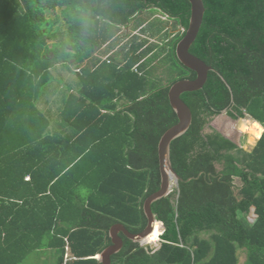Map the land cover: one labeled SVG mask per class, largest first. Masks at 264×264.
Segmentation results:
<instances>
[{"label": "trees", "instance_id": "trees-1", "mask_svg": "<svg viewBox=\"0 0 264 264\" xmlns=\"http://www.w3.org/2000/svg\"><path fill=\"white\" fill-rule=\"evenodd\" d=\"M202 1L189 52L213 69L181 94L192 114L170 143L181 180L151 204L162 242L143 247L120 233L111 264H238L239 249L243 264H264V131L244 151L210 126L224 110L264 124V0ZM150 9L164 19L141 31L170 39L146 45L129 34L116 48L118 30L137 29ZM189 15L188 0H0V264L44 251L50 264H101L114 223L144 229L143 202L160 187L157 144L177 122L169 86L195 77L175 54ZM167 24L174 32L160 37ZM107 42L105 59L93 53ZM58 64L77 77L59 107L66 133L49 131L36 106Z\"/></svg>", "mask_w": 264, "mask_h": 264}, {"label": "water", "instance_id": "water-1", "mask_svg": "<svg viewBox=\"0 0 264 264\" xmlns=\"http://www.w3.org/2000/svg\"><path fill=\"white\" fill-rule=\"evenodd\" d=\"M188 2L190 4L188 26L184 35L175 46V54L183 66L195 72V77L193 79H179L173 82L168 89L169 103L176 114L177 122L163 132L157 144L160 187L143 202V211L147 223L142 231L139 233H131L121 223H114L109 228L108 234L111 243L96 257L101 264H111V256L122 248L123 239L120 233L132 241L139 242L144 246L148 245V243H143L142 240L151 234L153 231V223L157 222L151 210V204L167 195L173 188H177L178 182L181 180V177L173 170L170 162V143L185 133L192 121L191 110L181 99V94L201 89L207 80L208 71L213 69L203 60L189 52V48L195 40L202 24L205 7L202 0H188ZM222 135L227 137L224 134Z\"/></svg>", "mask_w": 264, "mask_h": 264}, {"label": "rangeland", "instance_id": "rangeland-1", "mask_svg": "<svg viewBox=\"0 0 264 264\" xmlns=\"http://www.w3.org/2000/svg\"><path fill=\"white\" fill-rule=\"evenodd\" d=\"M56 12H59V10L57 9ZM156 14V11L154 9H150V10H146L144 13V17L147 18V20H152L155 19L156 16L152 17L151 15ZM47 17H52L53 14L52 13H47L46 14ZM157 17L164 19L162 17V15L157 14ZM167 22V20H166ZM59 26L61 27V29H65L66 28V24L64 23L63 20H61V22L58 23ZM172 24H167L165 25V28L159 33L160 37L165 34V32H168L169 30H172ZM137 31V30H135ZM125 31L124 29H120L118 30V33L116 34V38H115V43H116V48H120L122 47V44L125 42ZM136 36H138L139 38H147L148 39V43H146V45H150V43H160V44H165L167 42V37L165 36L163 39L158 38V35L153 34L150 35L149 32L144 33L141 30L137 31ZM58 36H55L53 39H56ZM50 42V41H49ZM112 43V42H111ZM69 48V47H68ZM105 50H109L108 47V42L102 44L100 47H94L93 48V53L95 55H100L103 59H105L107 57L108 53H104ZM152 58L153 55H148V56H143L140 59V63L141 60L143 59V62H146V64L148 63V58ZM141 63V64H142ZM151 64L154 63V60H152L150 62ZM51 75H52V86L55 88V92H52V87H51V83L48 84L46 87L50 88L47 90H44L40 96L41 98L38 99V101L36 102L38 104V107L45 112V114L49 117V121H51V123H53L54 125V121L56 119L60 120V114H59V107L61 104V97L64 94L65 91H67V88L70 87L69 90H71V88L73 90H75L76 87V83H77V77L75 76L74 73L67 71L65 68H63L61 65H56L54 68L51 69ZM242 119H250L252 120L247 114H244L242 117H237L235 118L232 117L230 114H228L227 111H223L221 114L214 116L210 122V126L213 127L215 130L220 131L222 134H224L225 136H227L228 138H230L231 140L235 141L237 143L238 146H240L244 151H250V149L253 147V145L255 144V140L252 143H249L248 141V135L242 131H240L238 129V124L239 121H241ZM50 131V130H49ZM65 184V189L66 188ZM69 189H73L71 186ZM76 189H81V187L76 188ZM247 216V217H246ZM246 218L247 220L250 222L255 216L251 213V215L246 214ZM204 236V235H202ZM154 237V235H153ZM152 240V239H151ZM154 240V239H153ZM158 241V242H157ZM157 241H154L152 243L149 244V246H159V241H162L160 238V235H158V239ZM155 242H157L155 244ZM245 252L241 249H239L238 251V264H243V262L245 261ZM69 257V254H67V259ZM26 261L23 262V264H27V262H30L29 264H50L51 263V255L47 252H41V253H32L31 255H29L28 259H25Z\"/></svg>", "mask_w": 264, "mask_h": 264}, {"label": "bare ground", "instance_id": "bare-ground-1", "mask_svg": "<svg viewBox=\"0 0 264 264\" xmlns=\"http://www.w3.org/2000/svg\"><path fill=\"white\" fill-rule=\"evenodd\" d=\"M238 129L248 135L249 143L254 142L256 139L260 138L264 128L256 121H248V119H242L239 121ZM162 231V225L160 222L153 223V231L147 238L142 240L143 243H152L157 241L159 233ZM154 235V237H153ZM152 239V240H151ZM154 239V240H153Z\"/></svg>", "mask_w": 264, "mask_h": 264}, {"label": "flooded vegetation", "instance_id": "flooded-vegetation-1", "mask_svg": "<svg viewBox=\"0 0 264 264\" xmlns=\"http://www.w3.org/2000/svg\"><path fill=\"white\" fill-rule=\"evenodd\" d=\"M157 14L158 13H156V14H153V15H151L152 17H154V16H156L155 17V19L157 18ZM143 16H144V14H143ZM155 19H152V20H147V18H145L144 17V20H145V22L141 25V26H139L137 29H135V30H142V28L143 27H145L148 23H150V22H152V21H154ZM135 30H130L129 28H126V29H124V31H125V36H126V38L125 39H127L128 37H129V34H131V35H134V34H137V31H135ZM174 32V29L172 28V30H169V32ZM176 32V31H175ZM171 33V34H172ZM170 39V36L168 37V39H167V41ZM126 41V40H125ZM155 50L156 49H154L153 50V55H154V52H155ZM143 62V59L141 60V63ZM140 63V62H139ZM152 66H155V60H154V63L152 64ZM152 71H153V73L154 74H159V71H158V67H156V68H154V69H152ZM184 79V78H183Z\"/></svg>", "mask_w": 264, "mask_h": 264}, {"label": "crops", "instance_id": "crops-1", "mask_svg": "<svg viewBox=\"0 0 264 264\" xmlns=\"http://www.w3.org/2000/svg\"><path fill=\"white\" fill-rule=\"evenodd\" d=\"M51 87L52 88H54L53 86H52V81H51ZM41 98V96L38 98V99H40ZM38 99H37V101H38ZM36 101V102H37ZM36 106H37V108L41 111V112H43L44 114H45V112L44 111H42L39 107H38V104L36 103ZM45 116L46 117H48L46 114H45ZM247 120V119H246ZM248 121H252V120H248ZM48 128H49V130H52L53 131V129L54 130H57L58 132H61V133H66V131H67V128L61 123V121L60 120H58V119H56L55 121H54V125H53V123H51V121H50V124H49V126H48ZM26 176H29V175H26ZM25 176V177H26ZM24 177V178H25ZM26 180V179H25ZM249 215H251V213H249ZM253 215H255V214H253ZM118 223V222H117ZM122 224V223H121Z\"/></svg>", "mask_w": 264, "mask_h": 264}, {"label": "clouds", "instance_id": "clouds-1", "mask_svg": "<svg viewBox=\"0 0 264 264\" xmlns=\"http://www.w3.org/2000/svg\"><path fill=\"white\" fill-rule=\"evenodd\" d=\"M252 119V118H251ZM253 120V119H252ZM257 122V121H256ZM259 123V122H258ZM260 124V123H259ZM261 125V124H260ZM263 128H264V124L263 125H261ZM235 142V141H234ZM256 142V141H255ZM25 179L26 180H28L29 179V176H26L25 177ZM254 219H255V217L252 219V221H254ZM157 222H160L161 223V225H162V232H163V230H164V227H163V223L161 222V221H158V220H156ZM158 242V241H157ZM157 242H155V244L157 243ZM162 241H159V244L161 243ZM139 243V242H138ZM140 244V243H139ZM141 246H143V247H148L149 246V243H148V245L147 246H144V245H142V244H140ZM150 247H152V248H157L158 246H150ZM67 251H68V249H66V259H67ZM96 257H97V255H96Z\"/></svg>", "mask_w": 264, "mask_h": 264}, {"label": "built area", "instance_id": "built-area-1", "mask_svg": "<svg viewBox=\"0 0 264 264\" xmlns=\"http://www.w3.org/2000/svg\"><path fill=\"white\" fill-rule=\"evenodd\" d=\"M162 233V231L159 233V235Z\"/></svg>", "mask_w": 264, "mask_h": 264}]
</instances>
